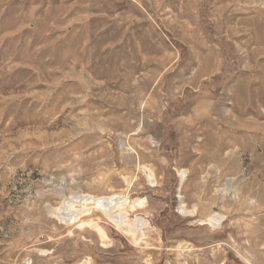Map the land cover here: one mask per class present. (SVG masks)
Listing matches in <instances>:
<instances>
[{"label":"rangeland","instance_id":"obj_1","mask_svg":"<svg viewBox=\"0 0 264 264\" xmlns=\"http://www.w3.org/2000/svg\"><path fill=\"white\" fill-rule=\"evenodd\" d=\"M0 264H264V0H0Z\"/></svg>","mask_w":264,"mask_h":264},{"label":"bare ground","instance_id":"obj_2","mask_svg":"<svg viewBox=\"0 0 264 264\" xmlns=\"http://www.w3.org/2000/svg\"><path fill=\"white\" fill-rule=\"evenodd\" d=\"M82 201H84L85 203L86 202H95L96 204H98L99 205V207L100 208H102L103 210H108V209H110L112 206H114V205H116L117 203H119L118 201L119 200H117L115 197H112V198H102V199H95V198H88V197H86V198H84V199H81ZM122 203V202H121ZM127 203V202H126ZM121 205V204H120ZM123 205V204H122ZM111 210V209H110ZM61 211V210H60ZM60 211H57L58 212V215L59 216H61V215H64V212H60ZM67 217H69L68 219H67V221H69L70 222V218H71V216L70 215H67ZM75 219V218H74ZM115 219V218H114ZM221 219H219V218H215L214 219V221H213V223H214V225H218L219 226V224L221 223ZM115 222V221H114ZM116 222H118V224L120 223V221H117L116 220ZM122 225V224H121ZM121 225H119V226H121ZM139 228V227H138Z\"/></svg>","mask_w":264,"mask_h":264}]
</instances>
